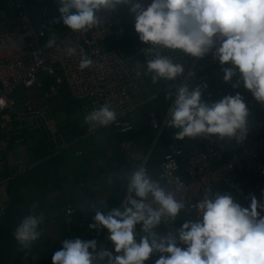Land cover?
Wrapping results in <instances>:
<instances>
[{"label": "clouds", "instance_id": "9594fccd", "mask_svg": "<svg viewBox=\"0 0 264 264\" xmlns=\"http://www.w3.org/2000/svg\"><path fill=\"white\" fill-rule=\"evenodd\" d=\"M59 20L73 33H86L100 24L101 10L112 11L130 6L138 38L151 47L153 54L143 66L154 84L173 83L184 73L179 63L160 54L159 49L182 50L195 58L211 52L223 68V80L233 88L241 81L256 101L264 102V0H151L145 7L138 0H58ZM74 10V11H73ZM46 47L57 49L53 35ZM79 48L78 68L93 66L92 58L78 43L63 49L74 56ZM137 75H140L139 67ZM194 73H188V77ZM187 79V78H186ZM207 85L190 88L188 83L174 86L167 93L174 97L168 108L167 126L178 129L175 138L218 135L221 140L245 139L248 132V108L242 95H225L212 102L205 98ZM118 122L116 108L108 102L93 107L83 116L89 128H107ZM126 195L119 208L106 213L94 209L90 229H107L113 250L98 249L97 241L64 239L54 252L52 264H145L151 254H161L155 264H264V190L261 201L252 195L248 207L234 202L225 192L206 193L195 203L198 218L185 221L175 233L157 231L162 222L174 221L185 209V200L165 188L142 162L126 174ZM9 197V196H8ZM9 206V204H8ZM33 205L14 230L22 249H28L41 237L43 213ZM259 209V211H258ZM7 212L4 217L7 216ZM141 225L137 239L135 226Z\"/></svg>", "mask_w": 264, "mask_h": 264}, {"label": "built area", "instance_id": "2783aa9c", "mask_svg": "<svg viewBox=\"0 0 264 264\" xmlns=\"http://www.w3.org/2000/svg\"><path fill=\"white\" fill-rule=\"evenodd\" d=\"M29 2L38 9L44 27L42 30L34 28L28 10ZM138 2L147 7L151 0ZM59 6L58 0H6V8L13 15L14 27L0 33V158L10 154L9 147L12 144H23L31 132L46 135L45 142L49 150L46 159L70 152L105 129L128 134L135 129L132 118L142 115V107L158 100L162 94L174 91V86L186 82L191 88L193 82L201 76H219L224 67H230L227 64L221 65L211 52L202 58H195L179 49L161 48L160 54L170 58L173 63L181 64L184 73L176 78L174 84H164L160 93L149 95L150 87L139 53L151 45L141 42L135 30L130 35L125 32L120 6L112 11L101 10L98 13L99 26L83 34L73 33L62 21L54 22V18L58 21L60 17ZM56 27L66 28L67 31L57 41L59 48L49 49L46 47L49 40L46 29ZM69 43H78L84 53L92 58L93 66L84 71L79 70V48L74 56L63 53ZM153 56L154 53H146L147 60L154 58ZM138 67L140 75L136 72ZM188 73L194 75L188 77ZM41 75L45 76V80ZM45 83L49 86L46 98L61 97V93L65 92L63 103L84 102L82 118L93 107L108 102L116 108L118 122L107 128L97 129L84 124L85 129L78 133L58 122L49 106L36 107L30 101L20 105L13 98L19 89H42ZM134 97L144 99L135 104ZM169 99L161 125L147 149H139L134 140L124 141L120 145L122 152L133 162V167L126 173L128 174L142 162L149 170V162L158 145L163 137L168 136L160 173L153 177L165 188L175 191L178 197H183L186 206L174 221L162 222L164 229L175 233L183 222L195 221L198 214L194 205L206 193L211 198L214 193L227 192L234 202L239 203L237 196L249 186L257 200L261 201L264 190V117L247 116L248 132L240 142L235 138L221 140L218 135L178 140L175 133L179 130L164 123L174 97ZM256 103L262 107L264 115V102ZM181 161H184L183 172ZM40 162L30 163L28 158H22L11 163L15 170L0 181V217H4L8 209L9 182L32 170ZM65 212L66 222L71 224L74 210L69 207ZM261 214L264 215V212ZM139 226L140 224L135 226L137 239L141 235ZM108 235L107 231L98 249L113 250Z\"/></svg>", "mask_w": 264, "mask_h": 264}, {"label": "crops", "instance_id": "0c3cea01", "mask_svg": "<svg viewBox=\"0 0 264 264\" xmlns=\"http://www.w3.org/2000/svg\"><path fill=\"white\" fill-rule=\"evenodd\" d=\"M1 1L2 0H0V33L5 30H11L14 27L12 21L13 15L6 8V0H3L2 3ZM36 10L38 12L37 8ZM4 16H6V18H4ZM3 21H5V23H3ZM141 54L143 57L140 55V58L145 65L147 61L146 52L144 51V53L142 52ZM222 74L223 72L219 76H217L218 74L201 76L200 78L208 81L207 83L203 82L201 85H217V78H220ZM237 78L238 76L234 77L233 80H237ZM223 81L224 80L221 79L218 83ZM158 84L156 89H151L152 93H160L165 83L160 82ZM197 85L199 84L196 80V82H193L191 88ZM48 88V84L45 83L42 89H23L28 95L24 102L30 101L36 107L47 105L55 114H66L67 119L65 122H62V124H66V126L81 133L85 129L82 118V107H78L76 109L78 111L70 110L71 112L69 113L66 109L68 104L63 103L66 93L62 92L61 97L46 98L45 93L48 91ZM213 92L214 94L209 96L203 89L206 99L213 98L215 94L218 97H222L224 94L235 95V93H237L236 91H228L225 93L223 89H218L217 91V88L215 90L213 89ZM218 92L221 93L218 94ZM238 92L251 93L250 90L244 87L242 81ZM134 98H136V100H133L135 104L140 103L144 99L142 97ZM169 98L168 95L162 94L158 100L141 108L142 115L132 118V124L135 129L130 133H133L132 137L135 134L136 139L131 140L136 142L139 149H147L151 145L168 107ZM261 111L263 115L262 107ZM77 114L80 115L81 122H73L72 125H69V122H71ZM248 116H257L260 118L257 114ZM263 117L261 119H263ZM130 133L120 134L115 129H105L97 136L85 141L82 145L72 149L70 152L63 153L62 155L50 159H46L49 150L48 144L45 142L47 137L44 133L31 132L26 136V141L23 144H14L10 154L0 158V181L8 176L9 173L13 172L11 163L16 160L12 159V152L15 147L23 146L18 148L19 158H28L30 161L34 162L33 160L38 156V159H40L38 161L41 162L32 170H28L25 175L19 178L20 180H16L14 183L15 186L13 184L12 188H10V191L13 190L15 193L16 187L22 184L20 185L19 191L17 190V194L14 196L12 195L13 198H16V196L19 197L17 198L20 204L18 212L13 213V216L7 215L6 217H0V229L8 228V230L11 231L9 233L10 236L0 238V260H2L3 263L13 262L14 264L15 262L16 264L18 263L19 257L23 258V256H25L26 258H31L33 261L38 262L47 255H53V249L50 248L57 244H60L61 247V243L64 239H95L90 233L95 231L96 235H98L100 229H94L90 232L91 229L89 228V224L93 223L92 215L94 214V209L92 207H95V209L100 210L102 213H106L115 206L119 208L126 195V173L133 167V162L122 152L120 145L122 142L128 141L125 139V135H129ZM100 135L103 140L99 141L98 144H94V140ZM167 137H163L162 142L157 147L156 153L152 157L155 163L159 162L162 154L166 153ZM28 139L32 141L31 146L25 145ZM41 154L42 156H40ZM65 172L70 173L69 177L72 179L71 182L76 183L80 190L70 186L66 189L67 194L64 192V187L62 186L64 178H61V174ZM149 172H151L152 176L157 177L160 173V167L158 170L150 168ZM248 187L249 186L245 188ZM245 188L237 196V201L238 198L242 196ZM43 199L44 202L42 201ZM112 202H115L114 206L109 205ZM33 205L36 206L35 211L37 213H43L45 217L41 225L42 234L37 241L33 242L30 248L22 249L15 240L13 233L17 224L24 215L28 214ZM69 207L74 210L71 224H67L66 222L65 210ZM10 218H12L11 221ZM106 232L107 229L104 235ZM103 238L98 244V247L102 243ZM95 240L97 241V239Z\"/></svg>", "mask_w": 264, "mask_h": 264}, {"label": "trees", "instance_id": "16d2710c", "mask_svg": "<svg viewBox=\"0 0 264 264\" xmlns=\"http://www.w3.org/2000/svg\"><path fill=\"white\" fill-rule=\"evenodd\" d=\"M129 7L130 6H124V5H121L120 6V17L122 18V21H123V25H124V29H125V32L130 35L135 29H134V18H132L130 15L132 14L130 11H129ZM117 45H120V43H117ZM144 53V51H141V53ZM139 53V55H141L143 57V55ZM236 80H232L231 82H220V83H217V85L213 86V89L215 90L217 88V91L218 89H223V91L225 93H227L228 91H236L238 92L239 87L237 88H233L232 87V83H234ZM46 88V87H45ZM240 93V92H239ZM236 94V93H235ZM244 99V102L246 103V107L248 108V112L249 114L248 115H258L260 118L263 117L262 115V111H261V107L256 103L255 101V98L252 96V93H244V92H241L240 93ZM225 96V94L223 95ZM222 96V97H223ZM222 97H218L215 96L211 99H208V100H212V101H217L219 99H221ZM80 106V103L79 102H73V103H70L66 106V109L67 111L70 113L71 111H75L78 107ZM71 110V111H70ZM132 134L133 133H130L129 135H125V139L127 140H131V139H136V135L134 134L133 137H132ZM13 144L9 147L10 148V151L12 150L13 148ZM42 156V154L40 155ZM6 157V156H5ZM39 157L37 156V158H35V160H33L34 162H37ZM154 158H152L149 162V165H148V168H154V169H159L163 159H164V154H162V157L161 159L159 160V162L155 163V161H153ZM30 163H33L32 161H30ZM181 167H182V172H183V169H184V161H181ZM27 173V172H26ZM11 173H9L10 175ZM25 175V173L23 174ZM23 175L21 176H18L16 177V179L12 180L9 182V186H8V196H9V206H8V213L7 215H11L13 216V213H16L18 212V209H19V198L18 196H16V198H13L12 195H16L20 189V185H18L16 187V192L14 193L13 190L10 191V188H12L13 184L16 182V180H18L19 178H21ZM20 180V179H19ZM15 186V184H14ZM18 190V191H17ZM254 195L255 196V193L252 189V187H248V188H245V191L243 192L242 196L238 198V202L241 206L243 207H248L249 204H250V198L251 196ZM115 202H112L111 204L109 205H112L114 206ZM108 205V204H107ZM114 208H118L117 206H115ZM12 220V218H10V221ZM94 229H91L90 232H92ZM106 229H103V228H100V232L98 235H96V232H92L90 233V235H92L95 239H97V245L101 242L102 238H103V235L105 233ZM139 231L141 232V225L139 226ZM157 231L160 232L162 235H166L167 233H169L167 230L164 229V227L162 226V223L158 226L157 228ZM11 231L8 230V228H1L0 229V238H5V237H8L10 236L9 233ZM141 234H143L141 232ZM77 236V235H76ZM62 247H60V244H57V245H54L53 247H51L50 249H53V253L57 250H60ZM49 249V250H50ZM161 254L159 253H153L150 255L149 259L147 261H145V264H153L156 259L159 258ZM51 257L52 255H47L46 257H44L43 259H41L40 261L36 262V261H33L31 258H26L25 256H23V258L19 257L18 258V263L16 264H52V261H51ZM14 261V260H13ZM0 264H9L8 262H4L2 260H0ZM15 264V262H14Z\"/></svg>", "mask_w": 264, "mask_h": 264}, {"label": "rangeland", "instance_id": "374dc122", "mask_svg": "<svg viewBox=\"0 0 264 264\" xmlns=\"http://www.w3.org/2000/svg\"><path fill=\"white\" fill-rule=\"evenodd\" d=\"M2 1H1V3H2ZM28 7H29V12H30V16H31V19H32L34 28L37 31L42 30L44 27L42 25V22H41L39 13L36 10V6L33 3L29 2L28 3ZM130 16L132 18H134V14L133 13ZM66 31H67L66 28H59V27H56V28H53V29H46L48 38L50 39L54 35L57 38V41L61 38V36ZM223 75H224V73L221 75L220 78H217V83L221 79H223ZM237 76H239V73H237ZM40 77L45 80V76L41 75ZM234 77H236V76H234ZM146 79H147L148 85L150 87V93H149V95H150V94H152L151 89L152 88H155L156 89L157 85H159V84L158 83L154 84L152 82L150 74H146ZM197 81H198V84L199 85H201L203 82H206V83L208 82L206 79H203V78H198ZM194 82H196V80ZM213 85L214 84L207 85V87L204 88V90L206 91L207 95H209V96H212L214 94V92H213ZM27 96H28L27 93L23 89H19V90H17L14 93L13 98L16 100V102L18 104H24L25 103L24 101L27 99ZM133 100H136V98H134ZM73 102H71V103H73ZM79 103H80V106L79 107H82L84 105V102H79ZM76 111H78V110H76ZM53 116L60 123L65 122V120L67 119L66 114H62V113H57V114L54 113ZM73 122L74 123H80L81 122L80 115L79 114H77V115L74 116L73 120H71V122H69V125H72ZM101 140H103V138L100 135L97 139L94 140V144H98L99 141H101ZM25 145L31 146L32 145V141L28 139V141H27V143ZM19 147L21 148L23 146H19ZM19 147H15L14 151L12 152V159L13 160L16 159V160H14V162L17 161V160H19V159H22V157L19 158L20 156L18 155V153H19L18 152V148ZM13 170H15L14 167H13ZM69 175H70L69 172H65V173L61 174V176H62L61 178L62 179L64 178L63 183H62V186L64 187V192L66 194H67L66 189L68 187H70V186H72L73 188L76 187L77 190H80L79 189V186L76 183L71 182L72 179L69 177ZM42 201L44 202V199ZM6 243H8V242H6Z\"/></svg>", "mask_w": 264, "mask_h": 264}]
</instances>
